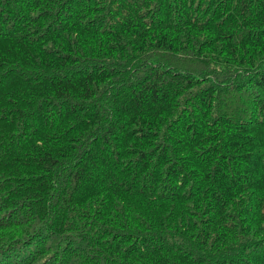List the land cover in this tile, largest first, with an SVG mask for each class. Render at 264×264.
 Returning a JSON list of instances; mask_svg holds the SVG:
<instances>
[{
	"label": "trees",
	"instance_id": "1",
	"mask_svg": "<svg viewBox=\"0 0 264 264\" xmlns=\"http://www.w3.org/2000/svg\"><path fill=\"white\" fill-rule=\"evenodd\" d=\"M0 264H264V0H0Z\"/></svg>",
	"mask_w": 264,
	"mask_h": 264
}]
</instances>
